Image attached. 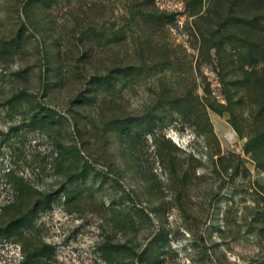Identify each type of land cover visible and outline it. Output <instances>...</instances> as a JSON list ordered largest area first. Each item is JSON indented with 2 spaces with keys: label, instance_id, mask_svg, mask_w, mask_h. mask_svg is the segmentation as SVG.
Returning <instances> with one entry per match:
<instances>
[{
  "label": "rangeland",
  "instance_id": "1",
  "mask_svg": "<svg viewBox=\"0 0 264 264\" xmlns=\"http://www.w3.org/2000/svg\"><path fill=\"white\" fill-rule=\"evenodd\" d=\"M212 1L0 0V264H264V65Z\"/></svg>",
  "mask_w": 264,
  "mask_h": 264
},
{
  "label": "trees",
  "instance_id": "2",
  "mask_svg": "<svg viewBox=\"0 0 264 264\" xmlns=\"http://www.w3.org/2000/svg\"><path fill=\"white\" fill-rule=\"evenodd\" d=\"M145 6L151 4L152 0H142ZM202 0H196V4H201ZM213 6H215L214 14L218 18L219 27L229 28L232 31L240 32V35L227 33V35H221L220 37H212L210 39H203V45L216 50L217 54L222 55L224 61V55L227 53L226 46L233 41L242 42V48L247 52V55L251 56L249 64L264 65V0H213ZM150 13L148 16H153L149 11L151 9H145ZM146 15V14H144ZM209 32V29H208ZM215 32V31H214ZM211 30V36L214 34ZM221 59V60H222ZM264 68V67H263ZM264 87V74L260 80L257 81ZM264 136V132L257 133L253 140L257 143ZM18 185L15 191L19 190ZM29 188V187H28ZM33 194L29 193L26 201L22 206L17 202L11 203L10 206H4L0 210V234L5 229L7 223L16 225V221L20 218L22 212L29 209L31 205L35 204ZM17 203V204H15ZM14 209L10 210L11 214L6 213L8 207ZM6 224V225H5ZM7 236L8 233L6 234Z\"/></svg>",
  "mask_w": 264,
  "mask_h": 264
}]
</instances>
